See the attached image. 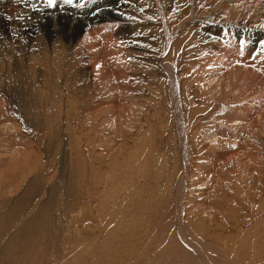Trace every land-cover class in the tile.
<instances>
[{
  "label": "rangeland",
  "instance_id": "1",
  "mask_svg": "<svg viewBox=\"0 0 264 264\" xmlns=\"http://www.w3.org/2000/svg\"><path fill=\"white\" fill-rule=\"evenodd\" d=\"M18 1L15 6L29 12ZM86 1L46 3L75 15L87 10ZM103 1L116 2L108 9L112 15L71 38L49 34L48 25L21 33L18 24H12L15 34L0 36V264H264V113L256 119L259 131L244 139L249 158L235 148L218 157L217 140L201 142V133L221 124L240 101L213 100L200 85L213 73L202 69L218 44L235 51L230 66L264 82V9L252 0ZM224 2L236 10L223 9ZM88 33L96 47L84 45L91 42ZM110 34L120 52L105 64L111 85L118 76L113 72H126L114 87L126 85L130 104H144L117 131L103 126V117H110L103 110L119 107L120 99L131 101L120 90L117 98L106 95L109 88L94 85L87 72L91 60L100 58L99 67L106 59L100 45ZM115 62L122 66L116 69ZM163 63L182 80L187 154L176 135ZM45 68L54 70V90L41 87ZM245 88L248 94L253 86ZM250 96L256 93L248 101ZM199 166L210 167L200 174ZM187 175L186 187L178 189V177ZM179 214L187 222V239L203 257L178 232Z\"/></svg>",
  "mask_w": 264,
  "mask_h": 264
},
{
  "label": "bare ground",
  "instance_id": "2",
  "mask_svg": "<svg viewBox=\"0 0 264 264\" xmlns=\"http://www.w3.org/2000/svg\"><path fill=\"white\" fill-rule=\"evenodd\" d=\"M18 1V0H17ZM33 0H21V7L25 9L24 10H28L29 12H26V11H23L21 9H19L18 7H16V0H0V36H3L5 35V32L6 34H15L14 33V29H13V25L14 24H18L19 28L21 30V33L22 31L24 30L26 32V30L30 31V32H36L38 31L39 29L42 31V28H45L47 25H48V29L47 31L49 32V34H56V33H61L63 34L65 37H72L73 35H75L76 33H79V32H82V30L84 31V29H88V26L89 27H94V25L96 26L97 24H100L99 22H101L102 20L104 21L105 20V17L108 16V15H112L110 10V7H113V6H116V2L115 1H112V2H107V1H99V2H94L93 0H87L86 2H84V4L88 5L87 7V10H83L81 11L80 13H77L75 15H72V14H68V15H65V11H64V8L62 10H60L58 7L54 6L53 8L51 9H48L46 8L44 10L45 7H40V5L44 4V0H39L37 1L35 4H39L37 6V10H35V12H32V10L28 9V6H31V5H35L33 4L32 2ZM217 1V0H216ZM229 1V0H228ZM253 1V4H257L259 6V8L261 9H264V0H252ZM222 2V1H221ZM220 2V3H221ZM236 2V1H235ZM241 2V1H240ZM18 3V2H17ZM90 3V4H89ZM83 4V5H84ZM222 4V3H221ZM224 5L222 6L223 9L227 10V11H232V10H236V8L234 9H229L228 5L225 4V2L223 3ZM241 4V3H239ZM218 5V4H217ZM59 6L61 7H64V4H61L59 3ZM239 6V5H238ZM254 6V5H253ZM231 7V6H230ZM250 7V6H249ZM239 8V7H238ZM237 8V9H238ZM240 9V8H239ZM247 9V8H246ZM66 10V9H65ZM258 10V9H257ZM118 11V10H117ZM198 11V10H197ZM245 11V9H244ZM261 11V10H259ZM36 12H39V13H36ZM119 12V11H118ZM68 13V12H67ZM116 13V12H115ZM229 13V12H228ZM256 13V12H255ZM166 13L163 11V15H164V18L163 19H166ZM250 14V13H249ZM231 15V14H230ZM237 15V14H236ZM249 16V15H248ZM257 16V15H256ZM109 17V16H108ZM256 18V17H255ZM260 17H258L259 19ZM263 18V17H262ZM120 19V18H119ZM254 19V18H252ZM102 21V22H103ZM120 21V20H119ZM15 22V23H14ZM63 22L65 27L62 26L60 27V23ZM106 22V21H105ZM104 22V23H105ZM104 23L102 24L103 28H104ZM13 24V25H12ZM12 25V26H11ZM78 25V29L76 28V26ZM112 25V23H111ZM120 25V24H119ZM255 26L256 23L254 24ZM260 25V24H259ZM122 26V25H121ZM254 26V27H255ZM9 27V28H8ZM109 27V26H108ZM111 27V26H110ZM8 28V30H7ZM62 28V29H61ZM101 29V28H100ZM99 29V30H100ZM168 29V26L166 25V30ZM90 30V29H89ZM88 30V31H89ZM113 30V29H112ZM120 30V29H118ZM123 30V29H122ZM23 31V32H24ZM61 31V32H60ZM87 31V32H88ZM103 31V29H102ZM115 31V30H114ZM86 32V30H85ZM84 32V33H85ZM86 32V33H87ZM130 32V31H129ZM168 32V30H167ZM4 33V34H2ZM85 33V37L83 36V39L84 38H88L87 37V34ZM90 33V31H89ZM88 33V36L91 37V42L88 44L87 39L86 40V44H84L85 46L87 45H90L92 48L93 47H96L95 46V36H91V34ZM91 33H95L92 32ZM113 33V32H112ZM119 33V32H118ZM124 33V32H123ZM37 34V33H36ZM82 34V33H81ZM121 34V33H120ZM179 34V33H178ZM84 35V34H82ZM94 35V34H93ZM96 35V34H95ZM99 35V33L97 32V36ZM103 35V34H102ZM8 36V35H7ZM40 38H41V35H39ZM77 36V35H76ZM96 36V38H97ZM114 36V35H113ZM113 36L110 34L107 36V40L108 42L104 43V37L99 38L103 41L104 44H102L100 42V40L98 41L100 44L96 43L97 44V47L100 45L102 46L103 48V53H105V57L106 59L104 60V58L101 60V63L99 64V67H96L97 64L96 63H99V59H96L98 62L93 61L91 60L92 64H94V67H90L89 70H87L88 72V75L91 76V79H92V83L94 85H99L101 88H109V90H104V93L106 91H108V93H110V97H114L117 98L119 97V95H117L115 92L120 90L123 94H124V98L127 99V101H131L126 103V104H123L125 102H122L121 99L118 100L120 101V106L118 107V105H110V107H106V109H102L103 112H107V114H109L110 117H103V120H102V123L104 122L103 126H105V128L107 127L108 129H112V131H117L118 129H121V127L123 126V119H125L124 117L129 116V119L131 120H135L134 117H132V115L134 114V109L137 107V106H142V105H136V107L130 103H132V100L129 98L130 96L132 97V94L128 91L130 89H127L125 88L124 86L126 85H121L120 89L119 87H114L116 84H117V79H122L123 76H124V80L126 78V72L124 71H115L113 72V75L114 73H118V76L116 77V74H115V85L112 87L111 85V79L110 77L108 76V69L110 68H106L105 64L106 63H112L114 60L118 59L120 57V52L117 50V48H114L112 47V43L113 42ZM240 36V34L238 35ZM11 37V36H10ZM36 37V36H35ZM80 37V36H79ZM116 37V36H115ZM14 38V37H13ZM50 38V37H49ZM61 38V37H60ZM117 38V37H116ZM52 39V38H50ZM42 40H44L42 38ZM85 40V39H84ZM119 41H117V43L120 45L122 42L119 40V38L117 39ZM258 40V39H257ZM256 40V41H257ZM48 41V40H47ZM65 41V40H64ZM68 42V41H67ZM72 42V40L70 41ZM69 42V43H70ZM116 42V41H115ZM61 44H62V41H61ZM68 45V44H67ZM65 46V45H64ZM80 46V45H79ZM89 46V47H90ZM99 46V47H100ZM121 46V45H120ZM84 47V46H83ZM83 47L81 46L80 48L83 49ZM116 47V46H115ZM72 48V47H71ZM74 48V47H73ZM72 48V49H73ZM79 48V47H78ZM91 48V49H92ZM122 48V47H121ZM99 49V48H98ZM119 49V48H118ZM86 50V49H85ZM88 50V49H87ZM93 50V49H92ZM118 51V52H117ZM121 51V50H120ZM123 51V50H122ZM84 52V51H83ZM87 52V51H86ZM90 52V50L88 51ZM100 52V51H99ZM98 52V53H99ZM212 52V51H211ZM30 53L33 54L34 53V47H30ZM92 53V52H91ZM97 53V54H98ZM122 53V52H121ZM210 53V52H209ZM225 55H224V54ZM1 54V53H0ZM49 53L48 52H44V55L47 56ZM64 54V53H63ZM62 54V55H63ZM87 54V53H86ZM90 54V53H89ZM211 54V53H210ZM223 54V55H222ZM235 53L234 50L230 49V46L226 47V48H221L218 44V46H216V48L214 49L213 53L210 55V60L207 62V63H204V68L202 69L203 71L207 72L208 70L206 69V67L210 70V72H212L213 70V73L211 74V77H208L206 80L203 79V83L201 82L200 85H206L205 87V90L203 93L204 96H208L209 98H213V100L215 99L216 101L217 100H230L232 103L235 101V100H239L240 103L238 104H232V106H228L229 109L226 111L225 115L223 117H221V119L219 120H222V122L225 123V125H221V124H217L215 125L214 129H212V127L210 128H207L206 130H204V132L202 131V138H201V142L206 139L205 143L207 142H211L213 140H217L215 141L216 143L213 144V146L215 147H220V149L222 151H220L217 156L218 157H221L223 158L224 156L225 157H228L226 155H229V151L230 149L232 148H235L236 151H238L236 154L238 155H242L246 153L247 150H245V148L248 146L245 145V142L246 140L244 139H247L248 138V135L250 133L252 134H255L259 131V127L260 125L257 123V117L261 115V117H263V113H260L259 110L260 108H262V104L264 105V82H262V80H258V81H255L252 79V76H248L247 72L244 71L243 69H241L239 66H230V61L228 58H230V56H233ZM92 54H90L91 56ZM95 55V54H94ZM101 55V54H100ZM125 55V54H124ZM228 55V56H226ZM223 56V57H222ZM88 57V56H87ZM238 57V56H237ZM237 57H236V61L237 63L239 62L237 60ZM244 57V56H243ZM98 58V57H97ZM128 59V58H127ZM205 59V58H204ZM208 59V58H207ZM231 59V58H230ZM244 59V58H243ZM87 60V59H86ZM234 60V59H233ZM245 60V59H244ZM90 60H88V63H89ZM235 61V62H236ZM124 62V61H123ZM204 62H206L204 60ZM116 63V62H115ZM233 63V62H231ZM241 63V62H240ZM96 64V65H95ZM128 64V63H127ZM247 64V63H246ZM245 64V65H246ZM114 65V64H113ZM117 65V63L115 64ZM118 65H121L120 63H118ZM117 65V68L118 67ZM177 65V64H176ZM244 65V66H245ZM251 65V64H250ZM122 66V65H121ZM160 66H162L163 70L167 73V77H168V88L170 91V97L172 98V110H173V113H174V118L176 119V124H177V127H175V131H176V135L177 137H179L180 139V147H181V153L182 154H187L188 151H189V148H188V145L186 144V140H187V137L189 135V128L187 129V127L184 125V120H183V115H182V108H181V102H182V99H181V93H180V85L182 86V80L179 78L178 76V73L176 72L177 69L175 70V68L173 66H171L170 64L168 63H163V64H160ZM248 65H246V70L248 69L249 71V67H247ZM123 67H125V71L126 69L128 70V68H126V65L124 63ZM210 67V68H209ZM89 68V67H88ZM177 68V66H176ZM227 68H230V69H227ZM244 68V67H243ZM85 69V68H84ZM115 69V70H116ZM121 69V68H120ZM223 69L225 70V72L223 71ZM44 70V73H43V78H42V89L44 88V84H47L48 87L52 90H54V85H56V83L54 84H51L52 81H54L55 78H53V72L54 70L51 69V68H45L43 69ZM227 70V71H226ZM239 70V71H237ZM240 70H243V71H240ZM252 70V69H251ZM237 71V72H236ZM254 71V70H252ZM111 72V71H110ZM128 72V71H127ZM255 72V71H254ZM202 73V71H201ZM204 73V72H203ZM208 73V72H207ZM201 75V74H200ZM250 75V74H249ZM255 75V74H254ZM111 76V75H110ZM209 76V75H208ZM259 77H261L260 75H258ZM35 78H37L36 76H33ZM63 77V75H62ZM62 77L60 79H62ZM112 77V76H111ZM130 77V76H129ZM199 78V77H198ZM202 78V75L201 77ZM211 80H210V79ZM263 78V77H261ZM110 79V80H109ZM113 79V77H112ZM57 80V79H56ZM117 81V82H116ZM9 82V80H8ZM35 82V81H34ZM58 82V81H57ZM109 82V83H108ZM120 82V81H119ZM114 83V81H113ZM251 84V86H253L252 89H250V93L248 94H244L245 93V86L247 84ZM35 84V83H34ZM33 84V85H34ZM110 84V85H109ZM119 84V83H118ZM130 84V83H129ZM38 85V84H37ZM109 85V86H108ZM7 86L9 88H12L14 89L16 86L8 83ZM39 86V85H38ZM33 87V86H32ZM40 87V86H39ZM201 87V86H200ZM203 88V87H202ZM40 89V88H39ZM112 90V92H111ZM247 90V89H246ZM118 91V92H120ZM129 92V93H128ZM256 93V97H252L250 96V100L251 101H248L247 99H249V94L251 93ZM106 94V93H105ZM43 95V94H42ZM107 95V94H106ZM129 96V97H128ZM169 96V95H168ZM227 96V97H226ZM70 97V95L68 96ZM109 97V98H110ZM111 97V98H112ZM246 99H244V98ZM26 99V98H25ZM123 99V98H122ZM244 99L241 103V100ZM117 101V100H116ZM124 101V100H123ZM135 102V101H134ZM226 102V101H224ZM113 103V102H112ZM118 103V102H116ZM110 104V103H109ZM119 104V103H118ZM128 104V105H127ZM137 104H140L137 103ZM102 107V106H101ZM138 107V108H139ZM259 109V110H258ZM139 110V109H138ZM112 112V113H111ZM139 112V111H138ZM95 113V112H94ZM127 113V114H126ZM189 115V114H188ZM136 116V115H135ZM261 117H258V118H261ZM134 118V119H132ZM253 118V119H252ZM159 119V118H158ZM188 120V119H187ZM260 121V120H258ZM127 122V121H126ZM128 123V122H127ZM170 122H168V120H165V125L164 127H168ZM264 123V122H263ZM8 124V123H7ZM125 125V123H124ZM128 125V124H127ZM10 126V125H9ZM126 126V125H125ZM263 126V125H262ZM195 128V126H193ZM264 127V126H263ZM124 128V126H123ZM130 128V127H129ZM132 129V128H130ZM133 130V129H132ZM188 130V131H187ZM214 130V131H213ZM127 131V130H126ZM131 131V130H130ZM122 132V131H120ZM255 132V133H254ZM251 134V135H252ZM262 134V133H260ZM255 136V135H254ZM204 138V139H203ZM237 138H240V140H238ZM242 138V139H241ZM178 139V138H177ZM249 139V138H248ZM204 143V142H203ZM14 144V143H13ZM28 148V147H27ZM211 148V147H210ZM250 148V147H249ZM229 149V151H228ZM234 150V149H232ZM20 151V150H19ZM24 151V150H23ZM10 152V151H9ZM235 152V150L233 151V153ZM249 152V151H248ZM231 153V152H230ZM22 155V154H20ZM24 155V154H23ZM245 155H250V154H245ZM13 157V156H12ZM187 157V156H186ZM231 157L232 154H231ZM231 157H230V160H231ZM22 158V157H21ZM236 158V156H235ZM234 158V159H235ZM249 158V156H248ZM15 159V158H14ZM185 159V158H183ZM227 159V158H225ZM224 159V160H225ZM191 159L188 157L186 159V161H190ZM240 160V159H239ZM10 161V160H9ZM14 161V160H13ZM212 161H215V160H212ZM212 161L210 162V164L212 165ZM234 161V160H233ZM252 161V160H250ZM15 162V161H14ZM216 162V161H215ZM236 162V161H235ZM241 162V161H239ZM238 162V164H239ZM245 163V162H244ZM243 163V164H244ZM258 163V162H257ZM216 164V163H215ZM228 164V163H227ZM188 165V164H187ZM89 166V165H88ZM240 166V164H239ZM210 166H199L200 170H203L201 171L200 174H205V169L208 168ZM253 167V166H252ZM252 167L250 168V170L252 169ZM215 170V169H214ZM217 170H218V167H217ZM195 172V171H194ZM242 172V171H241ZM251 172V171H250ZM258 172V171H257ZM187 173H189L187 171ZM213 173V172H212ZM211 173V174H212ZM197 173L195 174H192V175H196ZM207 174V173H206ZM241 174V173H240ZM245 174V173H244ZM218 175V174H217ZM240 176V175H239ZM213 177V176H212ZM241 177V176H240ZM180 177H178V189L179 188H182L184 190V186L186 187V183H187V179H188V175L187 176H181V178L179 179ZM203 178V177H202ZM201 178V179H202ZM242 178V177H241ZM200 179V180H201ZM206 179V178H205ZM119 180V179H118ZM224 180V179H223ZM248 180V179H247ZM244 181V180H243ZM246 181V180H245ZM104 182V181H103ZM217 183V182H216ZM105 184V183H104ZM181 184V186H180ZM237 185V184H236ZM228 187V186H227ZM232 191V190H231ZM181 192V190H180ZM179 193V192H178ZM179 197V196H178ZM176 197V198H178ZM183 197H181L182 199ZM182 204V203H181ZM230 206V205H229ZM176 208V207H175ZM177 210L180 212L181 209L178 207L177 205ZM197 210V209H196ZM121 212V211H120ZM199 212V211H198ZM236 215L237 213L235 211H233ZM216 216V215H215ZM197 217V216H196ZM178 232L180 233L181 237L185 239L186 243L188 245H190L192 248H194L196 245L194 243H192L190 240L187 239V235H186V228H187V222L184 221V219L182 218L181 214H179V218H178ZM190 222V221H188ZM192 223V222H191ZM190 225V224H189ZM130 226V225H129ZM193 229V228H192ZM173 246V244H172ZM175 246V245H174ZM167 248V247H166ZM191 248V249H192ZM197 248V247H196ZM198 249V248H197ZM195 250V248H194ZM196 251V250H195ZM200 257H203V254L199 251H196ZM209 253V252H208ZM203 259V258H202ZM208 260V259H207Z\"/></svg>",
  "mask_w": 264,
  "mask_h": 264
},
{
  "label": "snow or ice",
  "instance_id": "3",
  "mask_svg": "<svg viewBox=\"0 0 264 264\" xmlns=\"http://www.w3.org/2000/svg\"><path fill=\"white\" fill-rule=\"evenodd\" d=\"M49 2L51 3V0H49Z\"/></svg>",
  "mask_w": 264,
  "mask_h": 264
}]
</instances>
